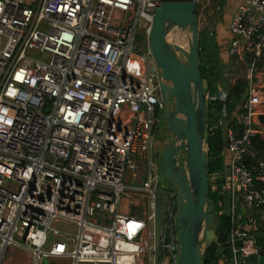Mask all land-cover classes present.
<instances>
[{"label": "built area", "instance_id": "built-area-1", "mask_svg": "<svg viewBox=\"0 0 264 264\" xmlns=\"http://www.w3.org/2000/svg\"><path fill=\"white\" fill-rule=\"evenodd\" d=\"M159 5L0 0V264H17L18 249L29 264H178V190L163 187L153 162L167 111L151 48ZM228 29L227 58L248 64V88L232 114L228 89L206 95L223 104L206 136L222 126L226 140L225 172L210 180L217 190L223 177L229 195L231 257L220 260L254 264L250 229L264 219V159L253 149L256 136L264 139V0H239ZM60 220L77 233L58 229ZM50 233L58 239L46 247Z\"/></svg>", "mask_w": 264, "mask_h": 264}, {"label": "water", "instance_id": "water-1", "mask_svg": "<svg viewBox=\"0 0 264 264\" xmlns=\"http://www.w3.org/2000/svg\"><path fill=\"white\" fill-rule=\"evenodd\" d=\"M151 33V48L164 81L161 90L174 107L166 115L168 129L176 139L163 154L165 177L178 190L181 212L178 216V264H202L204 247L217 242L214 205L210 190L209 158L205 149L208 124L206 89L208 81L200 72V27L197 0H159ZM173 26L192 32L189 48L172 43L168 33ZM180 52L184 59L178 55ZM184 160L177 165L175 157ZM166 187V183L163 184ZM166 196L156 197L155 232L158 237ZM244 210V208H243ZM58 239L48 235L46 247ZM254 264H264V251L253 255ZM48 264V259H44Z\"/></svg>", "mask_w": 264, "mask_h": 264}, {"label": "trees", "instance_id": "trees-1", "mask_svg": "<svg viewBox=\"0 0 264 264\" xmlns=\"http://www.w3.org/2000/svg\"><path fill=\"white\" fill-rule=\"evenodd\" d=\"M224 2L225 0H222L221 4H224ZM199 47L200 72L202 78L208 81V88L205 93L206 95H215L218 94L222 88L228 89L229 101L227 105L229 113L232 114L234 109L246 96L248 82L244 77L238 78L234 84H231L230 80L227 81L226 72L223 71L224 59L221 54L220 45L217 42L216 33L210 27L200 30ZM207 115L208 129L215 124H220V121L223 119V104L221 102L208 100ZM235 120L233 121L235 122ZM225 144L226 140L222 126L216 129L214 135L208 134L206 136L210 179L215 173L224 174L225 172V159L223 155ZM253 149L257 157H262L264 159V139L256 136L253 141ZM250 162L251 164L255 163V158L249 157V163ZM213 185V182L210 180L208 198L214 205L215 230L218 238L217 242L205 247L202 264H220L222 253L231 257V246L229 244L231 218L226 212V204L229 195L227 191L224 190L225 179L220 177L217 180V190L213 189ZM260 222L263 224L259 225V222L254 224L250 229V233L255 237L259 251H264V220Z\"/></svg>", "mask_w": 264, "mask_h": 264}, {"label": "rangeland", "instance_id": "rangeland-1", "mask_svg": "<svg viewBox=\"0 0 264 264\" xmlns=\"http://www.w3.org/2000/svg\"><path fill=\"white\" fill-rule=\"evenodd\" d=\"M236 0H225L224 4H221L222 0H197V11L199 15V27L200 30L206 27H210L215 33L217 42L220 45L221 54L223 56L224 67L223 71L226 72L227 81H229V76L233 77H243L247 71L248 64L238 60L237 56L229 54V59L226 55L229 53L230 49V33H229V19L231 17V9L234 7L233 2ZM141 34V33H140ZM192 39V32L188 28H182L179 26H173L168 33V40L172 43H177L182 45L184 48L188 49ZM139 40L143 42V38L139 35ZM178 55L181 59H184V56L178 52ZM228 59V60H227ZM226 64V65H225ZM229 67H228V65ZM174 107V101L167 103V111L165 110L162 117L161 123L158 129L155 131V143H159V135L167 131V124L165 123V115ZM206 149V145H205ZM153 162L156 166L155 173L160 174L161 182L166 183V187L170 188L172 182L168 181L165 177V167L163 161V155L161 152L157 151V148H154ZM177 162V159H175ZM183 164V160L181 159ZM143 179H146V176L143 175ZM126 184L132 183L131 174L128 172L124 181ZM138 182H134L137 184ZM173 188L175 185H172ZM227 205V204H226ZM222 210V208H221ZM223 211V210H222ZM132 214H135L132 212ZM55 226L63 232L76 234L77 227L74 223L67 220L56 221ZM206 247V246H205ZM204 247V250H205ZM204 253V252H203ZM13 259L17 264H29L28 253L24 250L18 249L13 253ZM248 262L253 263V260L250 258ZM220 264H228L220 260Z\"/></svg>", "mask_w": 264, "mask_h": 264}, {"label": "flooded vegetation", "instance_id": "flooded-vegetation-1", "mask_svg": "<svg viewBox=\"0 0 264 264\" xmlns=\"http://www.w3.org/2000/svg\"><path fill=\"white\" fill-rule=\"evenodd\" d=\"M163 97H164V95H163ZM164 99H165V97H164ZM165 102L167 104L169 101H167L165 99ZM165 123H166V120H165ZM167 128H168V126H167ZM158 138H159V143H155V147L154 148H157V151L161 152L162 155H163L165 148L169 144H171V143H173L175 141L176 135L171 130L167 129V131L164 132L163 134H160ZM172 185H174V184H171L170 188H173ZM174 189H176V187H174Z\"/></svg>", "mask_w": 264, "mask_h": 264}, {"label": "crops", "instance_id": "crops-1", "mask_svg": "<svg viewBox=\"0 0 264 264\" xmlns=\"http://www.w3.org/2000/svg\"><path fill=\"white\" fill-rule=\"evenodd\" d=\"M239 2V0H236L235 2H233V6L234 7H232V9H231V15L233 14V11H234V9H235V7H236V5H237V3ZM226 57H227V55H226ZM257 120H262V118L260 119V118H257ZM264 220V219H263ZM262 221V220H261ZM263 223L262 222H260L259 221V225H262Z\"/></svg>", "mask_w": 264, "mask_h": 264}]
</instances>
